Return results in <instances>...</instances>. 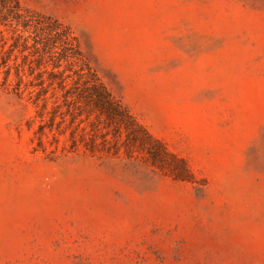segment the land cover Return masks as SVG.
<instances>
[{"label":"rangeland","instance_id":"obj_1","mask_svg":"<svg viewBox=\"0 0 264 264\" xmlns=\"http://www.w3.org/2000/svg\"><path fill=\"white\" fill-rule=\"evenodd\" d=\"M19 2L190 173L41 149L34 105L0 86V264H264V0Z\"/></svg>","mask_w":264,"mask_h":264},{"label":"trees","instance_id":"obj_2","mask_svg":"<svg viewBox=\"0 0 264 264\" xmlns=\"http://www.w3.org/2000/svg\"><path fill=\"white\" fill-rule=\"evenodd\" d=\"M0 86L34 105L41 149L44 136L50 134L56 149L63 135L68 151L143 152L174 179L190 173L104 84L70 29L22 7L19 0H0Z\"/></svg>","mask_w":264,"mask_h":264}]
</instances>
